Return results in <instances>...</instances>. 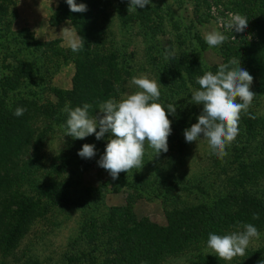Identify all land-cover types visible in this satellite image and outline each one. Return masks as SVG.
<instances>
[{
  "label": "trees",
  "instance_id": "16d2710c",
  "mask_svg": "<svg viewBox=\"0 0 264 264\" xmlns=\"http://www.w3.org/2000/svg\"><path fill=\"white\" fill-rule=\"evenodd\" d=\"M233 1L235 14L246 16L249 19L248 26L238 35L225 32L229 39L220 46L219 52L223 63L231 58H240V66L253 77L254 83L250 90L256 96L247 112L240 115L239 133L226 148L227 155L219 158L208 146L207 165L191 174L187 171H175L170 161L174 155L164 152L157 155L146 143L142 168L121 172L115 180L117 187L132 189L135 197L161 198L168 221V225L164 227L150 222L146 217L137 219L130 206L101 208L99 202L104 195L103 185L86 186L83 198L77 196L76 200L71 197V188L78 189L81 185L76 172L77 166L83 164L86 169L90 162L97 163L104 154L111 137L110 132L105 133L100 140L94 134L84 139L68 140V153L65 154L70 155L69 160L64 157L65 161L59 159V162L64 163H50L46 172L42 169L40 171L42 164L37 160V147L44 136L54 132L58 126L66 125L67 113L63 111L66 103L71 108L89 103L95 115L101 102L111 97L118 99L121 77L116 69L117 53L125 50L126 46L122 39L115 40L116 36L112 38V43H106L105 38L110 30V25L107 26L106 22L110 21V17H115L118 23H123V17L125 20L141 16L147 19L148 11L154 7L146 5L145 9H137L134 14H126L129 0H75L87 7V11L78 13L70 11L66 0L60 1L57 15L61 19L71 20L85 43L79 52H74V62L78 67L73 87L60 95L62 103L57 113H52L32 91H55L50 85V79L35 76L37 73L34 70L48 74L49 67L46 65L49 61L53 58L55 62L60 58H68L49 42L38 41L30 34L21 38V32L19 35L11 33L14 38L22 39L20 44L23 47L10 51L11 48L7 46L3 58L9 56L12 62L4 63L0 72V264H9L7 257L12 256L21 239L38 219L45 218L58 207L75 203L79 205L82 215L81 221L77 222L79 239H86L80 244L75 242L70 251L63 253L62 264H98V252L108 254L99 264H160L164 257L205 245L209 233L228 234L237 231V225L246 223L253 224L264 235V181L259 179L264 177L263 169L259 168L264 161V105L258 107L261 98H264V0ZM0 10L6 11L1 7ZM187 30L190 33L192 28L187 27ZM120 36L122 38L125 34ZM129 36L130 33L127 34ZM231 36H235V40ZM193 37L202 50L205 43L199 34L196 32ZM16 42L14 40L11 43ZM30 47L34 51L42 50L37 56L39 59L14 55V52L21 51L28 54ZM148 51L146 55L150 56ZM150 60L154 61V64H150L155 68V59L151 57ZM161 62L165 74L161 73L160 67L158 71H154V75L167 82L164 76L168 74L170 83L164 84L169 99L160 102L165 107L168 104L176 106L175 116L169 115L172 132L168 142L177 152L182 153L188 146L183 130L197 122L202 110V105L197 109L196 104L192 103V90L199 88L197 78L205 71L215 72L208 66L199 64L190 76L181 81L172 72L174 68L170 60ZM17 107L26 109L22 116L13 115ZM245 118L247 122H251L254 134L250 142L239 144L240 137L244 136L242 122ZM84 144L95 146L96 155L91 159L77 155ZM255 153L260 155L258 159H253ZM164 156L170 161L169 170L160 165ZM71 157L78 158L73 162ZM68 170L70 175L61 179L60 176ZM52 173H56L57 177L50 178ZM219 178L224 185L222 189L219 186L220 190L216 192V180ZM176 190L194 192L196 196H200V200L195 203L170 204L175 198ZM79 198L82 201H78ZM253 214H258L259 218L253 219ZM255 252L260 254V259L252 258V263L264 264V244ZM200 257L198 258L204 263L211 258L203 255ZM29 264L37 263L32 260Z\"/></svg>",
  "mask_w": 264,
  "mask_h": 264
},
{
  "label": "rangeland",
  "instance_id": "374dc122",
  "mask_svg": "<svg viewBox=\"0 0 264 264\" xmlns=\"http://www.w3.org/2000/svg\"><path fill=\"white\" fill-rule=\"evenodd\" d=\"M60 1L0 0V7L6 9V11L0 10V32L2 34L0 36V72H2L1 66L4 63L12 62L9 56L5 59L3 58L5 49L7 46L11 48L10 51H16V47L22 48L23 44H20V41L25 34L32 35L38 41L49 42L50 45L56 47L68 58V60L60 58L57 62L53 58L52 61H49L46 65L49 67L48 74L42 71L38 72L36 69L34 70L37 73L35 76L50 79V85L55 89L54 92L46 91L40 93L32 89L37 94V98L43 101L51 109L52 113L60 111L62 101L59 97L63 92L65 93L73 87V80L78 67L76 62H74L76 57L74 55L75 53L73 51L69 52L71 49L62 37L59 36L62 28L68 26L74 27L71 20L61 19L57 15V8ZM151 5L154 8L148 11L147 19L141 16L133 17V20H125V17H123L121 19L123 23L120 21L118 23L115 17H110V21L106 22L107 26L110 25V30H108L107 37L105 38L106 43H112V38L116 36L115 40L122 39L124 42L123 45L126 46L125 50L122 49V52L119 51L117 53L118 62L116 69H118L119 76L121 77L118 99L122 94L137 91L136 86L131 84L132 78L139 76L141 73H147L149 78L156 79L162 85L160 87V101L168 100L167 87L164 84L167 85L170 83L169 75L166 74L164 76L167 82L163 79H157L154 75V71H158L160 67L161 73L165 74L164 65L161 61L166 63L170 60L174 68L172 72L181 81L190 76V73H193L194 68L199 64L206 65L216 72L218 66L223 63L219 52L221 45L210 48L204 40L205 33L211 31L213 27H218V30L224 32V34L226 32L227 34L238 35V32L234 28L228 31L225 27H219L217 25L218 18H223L224 21H227L230 19V14H235L233 0H151ZM127 8L126 14L127 12L134 14L135 11H127ZM137 9L139 11L140 8ZM187 27L192 28L190 33ZM19 32H21L20 35ZM114 32L116 35H114ZM196 32L205 43L202 50L194 40L193 36ZM11 33L19 35L21 38L16 39ZM129 33L130 36L127 37ZM121 34H125V36L121 38ZM14 40H17V42L12 44L11 42ZM181 41H183L182 44L180 43ZM8 43L11 45H8ZM147 50H149L150 56L146 55ZM40 51L42 50L34 51L30 47L28 54L21 51L19 53L14 52V55L19 58L26 56L29 59H33L34 57L39 59L40 57L37 56ZM166 52L173 53V55L166 59ZM151 57L153 60L155 59V68L150 64V62L154 64V61L150 60ZM262 105H264V98H261L258 107L261 108ZM196 107L199 109L200 105L196 104ZM190 116L187 118L189 119ZM242 126L244 136L243 138L240 137L241 142L239 144L250 142L254 134L251 122H247L246 118L242 122ZM64 134L65 126H58V129L50 132L48 136L45 135L40 145L38 144L37 160L38 163L42 164L40 171L42 169L46 172L47 166L50 163H58L60 158L65 161L64 157H66L69 160L70 155L65 154V152L68 153L66 150L69 148L67 142L68 140L73 141L74 139L67 135L63 137ZM206 141L201 136L196 142L188 143V146L184 148L182 153L177 152L168 142V151L166 154L174 155L173 159L170 158V161L172 162V166L175 167V171H187L192 174L197 172L203 165H207L208 144ZM251 148V150H254V147ZM167 156L162 157L160 165L164 169L169 170L170 161H168ZM259 157V154H253V159H258ZM77 158L71 157V160L74 162ZM59 163L64 162L61 161ZM259 168L264 171V161ZM76 172L80 177L77 176L81 181V185L78 189L71 188L72 198L76 199L77 196L83 198L86 186L98 187L103 185L105 188L103 189L104 195L101 202H99L101 208L130 206L137 216V219L146 217L150 222L158 226L164 227L168 225L161 198L147 199L135 197V192L132 189L124 188L125 186L117 187L115 180L112 181L109 173L93 161L90 162L86 169L83 164H79ZM70 173L68 170L60 178L64 179ZM73 175L75 177V173ZM54 177H57L56 173H52L50 176V178ZM259 179L264 181V177H260ZM223 185L224 183L221 179H217L214 191L218 192L220 190L219 186L222 189ZM82 198H79L78 201H82ZM199 200L200 196H196L194 192L189 190H176L175 198L170 204H175L176 202L195 203ZM78 207L79 205L77 203L75 205L58 207L53 212H49L45 218L38 219L21 239L12 256L7 257L8 263L29 264L30 261L35 260L37 264H62L63 253L70 251L71 246L75 242L80 244L86 239L83 237L79 239L77 222L81 221L82 215L80 213V207ZM213 230L216 231V229ZM259 232L260 238L254 239L250 243L245 255L236 256L231 261L220 260L219 257L217 258L219 260H217L216 253L209 249L207 243H205L200 248L195 246L180 254L164 257L160 261V264H254L252 263V258L260 259V254L256 253L255 250L264 244V235L262 231ZM214 233L216 234V232ZM97 254L99 263L108 256V254L103 255L102 252H98ZM200 255H203V257L210 256L211 258L204 263L201 261Z\"/></svg>",
  "mask_w": 264,
  "mask_h": 264
},
{
  "label": "clouds",
  "instance_id": "9594fccd",
  "mask_svg": "<svg viewBox=\"0 0 264 264\" xmlns=\"http://www.w3.org/2000/svg\"><path fill=\"white\" fill-rule=\"evenodd\" d=\"M66 3L72 12L87 11L83 3L78 4L75 0H66ZM146 5H151V0H129L127 11L134 12ZM248 21L246 16L236 13L230 14L227 21L218 18L217 25L228 31L234 28L239 33L247 28ZM59 36L73 52H79L84 47L85 41L74 27L62 28ZM228 39L218 27H213L204 35L210 48L219 47ZM231 39L235 40V37L231 36ZM171 55L173 53L166 52L165 58ZM240 64V58H231L227 63L220 64L215 73L205 71L197 78L199 88L191 94L192 103L202 105V110L197 122L183 130L185 142H196L202 136L207 140L211 152L219 158L227 155L226 148L239 133L240 115L247 112L256 96L250 90L253 77ZM131 84L138 90L122 94L119 99L113 97L101 102L95 115L89 103L74 108L66 103L63 109L67 113L63 137L67 135L73 139H84L94 134L100 140L109 132L114 137L108 139L104 154L97 161L112 180L118 179L121 172L142 168L146 143L157 155L168 151V137L172 132L169 115L176 114L175 105L168 104L165 107L159 102L162 85L156 79L141 73L132 78ZM25 111V108L17 107L13 115L19 117ZM77 155L91 159L96 155L95 146L84 144ZM258 218V214H253V219ZM237 228L242 230L224 235L209 233L207 247L224 261L244 256L250 243L260 238V232L250 223L237 225Z\"/></svg>",
  "mask_w": 264,
  "mask_h": 264
}]
</instances>
